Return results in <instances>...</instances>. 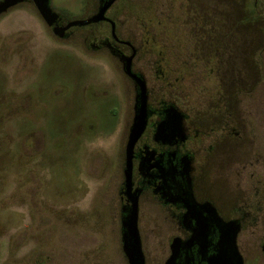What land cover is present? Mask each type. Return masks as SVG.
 Segmentation results:
<instances>
[{
    "label": "rangeland",
    "instance_id": "rangeland-1",
    "mask_svg": "<svg viewBox=\"0 0 264 264\" xmlns=\"http://www.w3.org/2000/svg\"><path fill=\"white\" fill-rule=\"evenodd\" d=\"M184 1L129 0L112 15L120 38L140 49L133 66L148 91L174 96L177 107L187 98L202 109V68L189 60H197L194 38L189 25L172 24L174 18L183 21ZM202 3L212 6L225 32L219 37L226 53L220 60L232 76L239 71L234 43L238 46L245 36L233 31L239 11L235 19L225 0H191L195 17ZM49 8L64 21L85 19L93 0H49ZM253 21L252 28L262 26L261 20ZM211 28L203 31L216 43L217 25ZM148 33L166 46L163 53L173 61L166 83L153 76ZM93 34L77 31L69 43L59 42L30 4L0 16V264H127L118 237L116 193L134 92L112 57L90 48ZM257 59L264 78V48ZM181 64L186 65L183 74ZM241 98L262 133L264 84ZM252 171L258 173L254 179L249 170L233 178L235 204L257 195L260 169ZM214 183L228 200L221 174ZM262 209L253 218L263 221ZM260 225L246 229L240 241L251 246L264 241ZM137 230L147 264H163L168 240L176 236L168 215L151 205L138 206Z\"/></svg>",
    "mask_w": 264,
    "mask_h": 264
},
{
    "label": "flooded vegetation",
    "instance_id": "flooded-vegetation-1",
    "mask_svg": "<svg viewBox=\"0 0 264 264\" xmlns=\"http://www.w3.org/2000/svg\"><path fill=\"white\" fill-rule=\"evenodd\" d=\"M110 1L112 2L105 12L104 21L70 27L60 35H53L51 30L47 29L57 41L63 43H69L77 31L96 33L93 34L95 43H91L90 48L97 52L105 50L120 66L125 79L132 84V119L136 89L123 73V61L134 51L131 71L145 82L147 119L145 130L132 152V193L137 197L139 207L143 204L156 207L165 212L175 226L176 236L168 240L163 264H166L172 255L170 245L175 238L180 240L179 249L175 260L170 264H237L235 260L230 259L229 252H222L219 246L220 232L213 216L223 224L232 222L237 227L235 246L241 264H264L263 240L257 241L255 246L240 241V235L246 229L257 226L258 223L264 225V220L253 218L254 213L262 212L264 207V181H261L264 180V130L261 129L260 133L257 125L253 123L250 110L243 107L241 101V97L250 95L257 85L264 84L260 60L257 59L264 48V0H251L253 22L261 20V27L252 28L250 16L246 18L245 14L240 12L237 17L240 23L232 22L233 31L243 32L245 35L238 46L234 43L232 51L235 57L238 56L239 71L232 76L225 63L222 64L220 60L226 53L219 44V37L225 32L219 30L212 6L200 4L201 10L195 17L194 7L191 10L189 6L191 0H185L180 5L183 9V21L176 22L174 18L172 24L177 25L178 29L189 25L187 28L194 38V54L197 60H189L200 63L202 68L199 95H202V101H206L202 109L188 102L187 98L180 101L181 107H177L176 103L171 101L175 99L174 96H168L166 92L152 94L148 91L144 76L133 66L140 49L130 40L120 38L117 22L112 15L120 2L129 0H93L92 13L85 19L72 21H64L51 10L57 16L54 27L62 29L73 22L86 21ZM225 1L228 3L230 14L236 19L237 4L244 0ZM23 4H30L35 9L31 0H24L17 6ZM99 25H103V29L94 28ZM214 25H217L218 29L216 43L215 39H210L206 31H203L205 28L212 30L211 26L214 28ZM222 29L226 30L224 26ZM150 34L148 33V52L155 57L151 70L157 80L166 83L172 74L173 61L169 55L163 53L166 46L156 35L151 38ZM180 67V73L183 74L186 65L181 64ZM175 113L179 114L180 119ZM125 145L120 155L122 181L116 193V223L123 257V223L129 210V202L123 188ZM252 168L254 171L256 168L260 169L257 195H249L235 204L232 196L233 178L235 175L241 177L247 170L250 171L251 179L256 178L258 173L253 172ZM219 174L230 190L228 200L220 195L215 186L214 179ZM142 254L144 264H147L144 251Z\"/></svg>",
    "mask_w": 264,
    "mask_h": 264
},
{
    "label": "water",
    "instance_id": "water-1",
    "mask_svg": "<svg viewBox=\"0 0 264 264\" xmlns=\"http://www.w3.org/2000/svg\"><path fill=\"white\" fill-rule=\"evenodd\" d=\"M24 0H2L0 1V16L7 13L11 8L21 4ZM35 7L37 14L40 19L51 30L53 35H60L66 29L74 26H85L89 24H95L105 20V12L110 6L104 5L100 11L92 18L83 22H73L67 27L59 29L54 27L57 16L50 10L48 6V0H31ZM113 31V29H112ZM134 57V51L131 56L124 58L123 61V73L131 80L136 89V99L134 105V114L132 119V125L129 130L127 142L125 145V158H124V195L129 202V210L123 223L124 234L122 238V251L127 264H144L143 254L141 251V243L137 230L138 220V205L137 197L132 193V152L134 145L143 134L146 126L147 119V97H146V86L144 80L132 73L131 65ZM176 114V113H175ZM176 117L180 119L179 114ZM162 133V132H161ZM216 227L220 232L219 246L222 252H229L230 259L235 260L237 264H241L240 257L237 253L235 246V239L237 236V227L234 223L223 224L216 216H213ZM180 240L175 238L172 240L170 249L172 252L171 257L167 260L166 264H170L175 260V254L179 249Z\"/></svg>",
    "mask_w": 264,
    "mask_h": 264
},
{
    "label": "trees",
    "instance_id": "trees-1",
    "mask_svg": "<svg viewBox=\"0 0 264 264\" xmlns=\"http://www.w3.org/2000/svg\"><path fill=\"white\" fill-rule=\"evenodd\" d=\"M240 4H237V9L241 14H245L246 18H250L253 21V8H252V2L251 0H244V2H239Z\"/></svg>",
    "mask_w": 264,
    "mask_h": 264
}]
</instances>
